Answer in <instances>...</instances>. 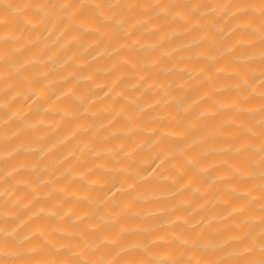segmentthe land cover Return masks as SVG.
<instances>
[{"label":"clouds","instance_id":"9594fccd","mask_svg":"<svg viewBox=\"0 0 264 264\" xmlns=\"http://www.w3.org/2000/svg\"><path fill=\"white\" fill-rule=\"evenodd\" d=\"M0 264H264V0H0Z\"/></svg>","mask_w":264,"mask_h":264}]
</instances>
